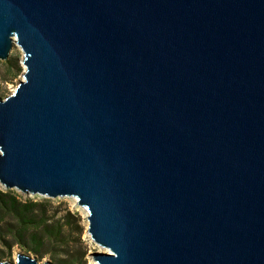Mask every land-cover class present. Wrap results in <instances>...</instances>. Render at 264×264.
Segmentation results:
<instances>
[{
    "label": "water",
    "instance_id": "95a60500",
    "mask_svg": "<svg viewBox=\"0 0 264 264\" xmlns=\"http://www.w3.org/2000/svg\"><path fill=\"white\" fill-rule=\"evenodd\" d=\"M14 42L3 186L76 197L99 264H264V0H0Z\"/></svg>",
    "mask_w": 264,
    "mask_h": 264
},
{
    "label": "trees",
    "instance_id": "16d2710c",
    "mask_svg": "<svg viewBox=\"0 0 264 264\" xmlns=\"http://www.w3.org/2000/svg\"><path fill=\"white\" fill-rule=\"evenodd\" d=\"M65 222L50 202L22 200L15 191L0 189V261L19 247L38 260L53 255V264H84L83 254L67 239ZM60 250L64 257L55 256Z\"/></svg>",
    "mask_w": 264,
    "mask_h": 264
},
{
    "label": "rangeland",
    "instance_id": "374dc122",
    "mask_svg": "<svg viewBox=\"0 0 264 264\" xmlns=\"http://www.w3.org/2000/svg\"><path fill=\"white\" fill-rule=\"evenodd\" d=\"M25 54L21 46L14 42L9 56L7 59H0V98L5 99L9 95L13 94L17 85L24 79V71L26 65H24ZM0 189L3 191L13 190L22 200H39L48 201L53 206L57 217H64L65 231L67 233V239L73 244L74 249L83 254L82 262L84 264H99L98 260H95L96 252H105L104 246L97 243L88 232L89 220L86 215V210L83 206L75 202L73 196L49 198L38 194H29L19 191L18 189H7L0 183ZM83 207V208H82ZM84 209V210H83ZM67 212L71 214L68 215ZM22 251L19 247H15L11 256L3 261L16 263L17 254ZM25 253V252H24ZM64 251H57L58 257L63 256ZM37 259L34 255H31ZM53 255H47L43 259L38 260L40 264L46 261H53Z\"/></svg>",
    "mask_w": 264,
    "mask_h": 264
},
{
    "label": "bare ground",
    "instance_id": "6f19581e",
    "mask_svg": "<svg viewBox=\"0 0 264 264\" xmlns=\"http://www.w3.org/2000/svg\"><path fill=\"white\" fill-rule=\"evenodd\" d=\"M73 198H74L75 202L78 203V199H77L76 197H73ZM83 207H84V209L86 210V215H87V217H88V213H89L88 208L85 207V206H83ZM83 207H82V208H83ZM84 209H83V210H84ZM88 232H89V231H88ZM90 235H91V234H90ZM91 237H92V236H91ZM104 248H105L106 251H109L106 247H104ZM106 251H105V252H106Z\"/></svg>",
    "mask_w": 264,
    "mask_h": 264
}]
</instances>
